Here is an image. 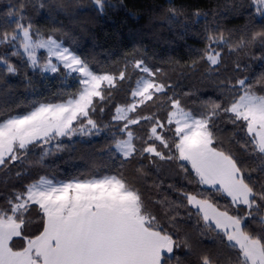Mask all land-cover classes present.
Instances as JSON below:
<instances>
[{
    "label": "snow or ice",
    "instance_id": "snow-or-ice-1",
    "mask_svg": "<svg viewBox=\"0 0 264 264\" xmlns=\"http://www.w3.org/2000/svg\"><path fill=\"white\" fill-rule=\"evenodd\" d=\"M168 2L170 29L187 34L205 21L197 33L204 46L182 67L196 72L203 64L212 96L178 94L143 58L126 60L118 73L100 71L74 40L58 37L60 29L41 30L26 13L31 6L50 21L78 20L90 10L79 0L9 6L0 24V264H264V0L196 10L191 25L183 7ZM91 5L100 14L116 7ZM227 16L245 23L226 27ZM129 63L135 87L128 102L109 107L113 91L131 79ZM28 71L55 74L60 87L20 110L6 80L23 74L35 95ZM102 136L103 169L31 178L48 158Z\"/></svg>",
    "mask_w": 264,
    "mask_h": 264
},
{
    "label": "trees",
    "instance_id": "trees-1",
    "mask_svg": "<svg viewBox=\"0 0 264 264\" xmlns=\"http://www.w3.org/2000/svg\"><path fill=\"white\" fill-rule=\"evenodd\" d=\"M79 2L90 10L82 14L78 20L66 19L64 15H60L59 23L50 21L44 10L31 6L27 7L26 13L34 26L41 30L60 29L57 33L58 37L64 39L66 43L74 40L77 51L92 59L100 71L118 73L126 60L130 62L143 58L149 67L163 69L168 82L174 85L178 94L199 89V95L202 98L213 95L210 82L201 77L205 68L203 64L198 66L196 72L182 67L195 58L194 49L204 46L202 35H197L201 33L204 20H198L197 24L192 25L185 34L180 25L170 29L164 22L163 9L170 6L168 0H111L116 7L106 8L103 14L91 10V0H79ZM226 2L230 3L232 0H172V6H182L187 15L184 23L191 25L196 19L191 16L192 12L219 11L218 6ZM242 2L247 3L248 0H242ZM18 3L19 0H0V24L6 19L5 13L9 6L15 7ZM208 22H212L211 15ZM222 23L226 27L234 28L243 25L245 19L227 16ZM5 26L11 30L9 25ZM240 57L242 62H251L243 53ZM226 59L230 62L235 59V56H229ZM12 62L20 66L19 59L13 57ZM253 69L256 72L261 70L258 62L253 64ZM28 75L32 78L31 87L36 89L35 95L23 83V74L6 80L13 86L15 102L22 104L20 110H23L32 99H51L52 94L60 87V79L55 74L49 73L41 77L28 71ZM128 75L131 79L125 80L121 87L113 91V99L109 107L112 104L128 102L130 89L135 87V80L138 78L131 63H129ZM66 83L70 84L73 90L75 89V81ZM194 99L195 97L185 98V103L191 107ZM151 110L149 105L143 111L148 113ZM161 115L163 116V113ZM106 145L107 142L103 136L94 138L91 143L71 145L69 150L48 158L45 168L34 169L31 178H36L37 174L51 173L57 178L66 179L81 174L86 176L93 168L103 169L107 162ZM5 179L3 173H0V183ZM225 202L221 201V203ZM32 230H35L34 226ZM205 243L209 241L206 240ZM19 244L20 241H17L18 246Z\"/></svg>",
    "mask_w": 264,
    "mask_h": 264
}]
</instances>
